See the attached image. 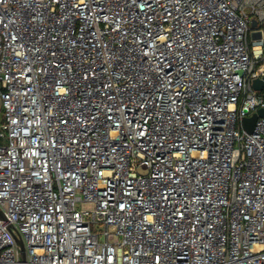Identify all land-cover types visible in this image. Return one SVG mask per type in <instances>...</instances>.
Listing matches in <instances>:
<instances>
[{
	"label": "built area",
	"instance_id": "built-area-1",
	"mask_svg": "<svg viewBox=\"0 0 264 264\" xmlns=\"http://www.w3.org/2000/svg\"><path fill=\"white\" fill-rule=\"evenodd\" d=\"M255 79L264 0H0V264H264Z\"/></svg>",
	"mask_w": 264,
	"mask_h": 264
},
{
	"label": "water",
	"instance_id": "water-1",
	"mask_svg": "<svg viewBox=\"0 0 264 264\" xmlns=\"http://www.w3.org/2000/svg\"><path fill=\"white\" fill-rule=\"evenodd\" d=\"M252 24H255V21H253ZM263 86H264V80L255 79L253 81V87L255 89L260 90L263 88ZM258 117H264V107L259 108L252 115L244 117L242 119L243 128L249 133L252 132V130L254 128L255 121ZM16 242L18 243V245L20 247V253H21L22 260H24V258H25L24 244H23L22 240L19 238H16Z\"/></svg>",
	"mask_w": 264,
	"mask_h": 264
},
{
	"label": "rangeland",
	"instance_id": "rangeland-1",
	"mask_svg": "<svg viewBox=\"0 0 264 264\" xmlns=\"http://www.w3.org/2000/svg\"><path fill=\"white\" fill-rule=\"evenodd\" d=\"M0 118H1V114H0Z\"/></svg>",
	"mask_w": 264,
	"mask_h": 264
}]
</instances>
